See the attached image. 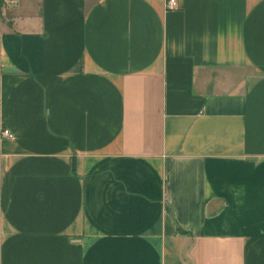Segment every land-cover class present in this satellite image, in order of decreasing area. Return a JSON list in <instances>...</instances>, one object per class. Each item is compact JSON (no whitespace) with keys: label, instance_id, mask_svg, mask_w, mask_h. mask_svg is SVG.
<instances>
[{"label":"crops","instance_id":"obj_1","mask_svg":"<svg viewBox=\"0 0 264 264\" xmlns=\"http://www.w3.org/2000/svg\"><path fill=\"white\" fill-rule=\"evenodd\" d=\"M166 1L0 0V264H264V0Z\"/></svg>","mask_w":264,"mask_h":264},{"label":"built area","instance_id":"obj_2","mask_svg":"<svg viewBox=\"0 0 264 264\" xmlns=\"http://www.w3.org/2000/svg\"><path fill=\"white\" fill-rule=\"evenodd\" d=\"M165 7L167 10H173L178 7V2L177 0H167ZM4 136L12 137L13 135L10 133L9 130H4L2 133Z\"/></svg>","mask_w":264,"mask_h":264}]
</instances>
